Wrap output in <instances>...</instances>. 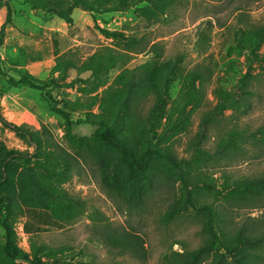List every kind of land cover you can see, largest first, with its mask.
Returning <instances> with one entry per match:
<instances>
[{"label": "trees", "instance_id": "obj_1", "mask_svg": "<svg viewBox=\"0 0 264 264\" xmlns=\"http://www.w3.org/2000/svg\"><path fill=\"white\" fill-rule=\"evenodd\" d=\"M23 2L33 10L56 11L68 23H72L75 7L93 13L95 20L96 14L128 11L148 2L167 19L172 11L185 4V0ZM201 25L209 30L213 27L211 21ZM97 28L113 36L116 44L102 46L82 56L79 48L63 50L60 41L54 39V65L47 80L30 73L17 79L1 71L8 87L27 85L45 90L51 86L59 87L60 78L75 70L74 80L86 93L75 99L50 97L53 112L64 120L61 138H57L48 126L40 129L19 126L0 112V122L32 148V151L11 148L0 141V225L6 236L5 243L0 245V264H101L83 257L71 261L64 256L73 251L72 248H51L39 243L37 235L30 241V250L26 251L19 246L15 229L16 220L24 216L27 209L46 210L56 221L66 225L74 224L88 214L87 201L66 187L68 181L87 167L99 172L103 188L112 197L122 199L129 206L143 204L144 192L154 189L160 182L171 179L174 182L179 179L187 181L184 160L179 159L170 141L187 128L190 111L208 105L209 86L206 84L214 75L213 62L204 59L189 65L188 51L167 55L164 44L148 38V34L124 40L98 25ZM197 36L193 52L204 56L211 36L203 30L198 31ZM234 37L236 49L248 57L250 64L264 63V24L238 27ZM142 53L150 54L151 58L129 67L135 56ZM85 73L90 75L84 78ZM250 77L251 73H246L232 89L218 86L213 89L216 103L203 111L199 131L192 143L199 153L206 152L201 146L208 130L220 123L226 111L235 110L243 115L250 109ZM177 79L181 80L179 94L168 105L172 85ZM95 107L98 112H93ZM83 124L93 127L90 136L76 133ZM239 124L237 122L228 133L219 152L237 150V144L247 140V136L255 138L256 134L248 135ZM256 132L264 138V126ZM224 188L232 191L225 202L229 203L231 199L234 207H240L264 196V177L238 182L234 186L226 184ZM175 202L164 215L167 222L174 220L176 213L187 205V202ZM201 210L205 213V230L209 239L201 247L186 253L172 251L164 256L165 264H203L206 257H212L211 264H225L229 258H233L236 264H251L247 260L250 250L262 246L264 232L250 234L246 227L226 230L227 208L222 203L218 208L213 204L204 205ZM98 233L99 240L110 248L114 247L118 255L131 254L142 259L147 254L143 237L134 232L121 231L106 224Z\"/></svg>", "mask_w": 264, "mask_h": 264}, {"label": "rangeland", "instance_id": "obj_2", "mask_svg": "<svg viewBox=\"0 0 264 264\" xmlns=\"http://www.w3.org/2000/svg\"><path fill=\"white\" fill-rule=\"evenodd\" d=\"M0 2V112L19 126L27 125L33 129L48 126L57 138L64 134V120L53 112V102L49 99L60 96L75 99L86 93L74 80L76 71L71 70L60 78L59 87L51 86L45 90L27 85L8 87L1 74L4 71L19 79L30 73L42 80L49 79L55 58L54 39L60 41L63 50L79 48L82 56L102 46L115 45L114 37L100 32L98 25L124 40L148 34V38L164 44L167 55L188 51L189 65L204 59L214 64L212 81L206 84L209 86L208 105L190 111L187 128L170 141L179 159L184 160L186 182L180 179L160 182L154 189L144 192L143 204L129 206L122 199L112 197L103 188L99 172L87 167L68 181L66 187L87 201L90 212L76 223L66 225L56 221L46 210L27 209L15 222L22 249L29 251L30 241L37 235L39 243L51 248H72L73 251L64 256L71 261L83 257L101 264H165L164 256L172 251L186 253L207 242L209 236L201 207L213 204L218 208L221 203L227 208L226 230L246 227L250 234L264 232V196L234 207L233 200L225 202L232 191L224 188L226 184L234 186L238 182L264 177V138L256 132L264 126V63L250 64L248 57L236 49L234 37L238 27L264 24V0H185V4L172 11L167 19L148 2L128 11L96 14V21L93 13L75 7L72 23L56 11L33 10L23 0ZM206 21L212 22L211 30L201 25ZM201 30L211 36L204 56L193 52L197 32ZM150 58L151 55L146 53L136 55L129 67L143 64ZM248 72L251 73L249 87L252 90L250 109L243 115L235 110L226 111L220 123L208 130L201 146L206 152L199 153L192 143L199 131L203 111L216 103L213 89L217 86L232 89ZM180 88L181 80L177 79L172 85L168 105L178 96ZM93 112H98V107ZM237 122L248 135L256 134L255 138L247 136V140L237 144V150L219 152V146ZM92 132L93 127L89 124L76 130L83 136H90ZM0 141L11 148H29L1 122ZM197 181L201 182L195 185ZM175 201L187 202V205L176 213L174 220L167 222L164 215L174 207ZM106 224L142 236L147 254L142 259L131 254L118 255L114 247L110 248L98 238V232L103 231ZM5 241V231L0 225V245ZM250 254L249 263L264 264V241L259 248L250 250ZM211 263L212 257L204 259L203 264ZM225 264L236 263L229 258Z\"/></svg>", "mask_w": 264, "mask_h": 264}]
</instances>
